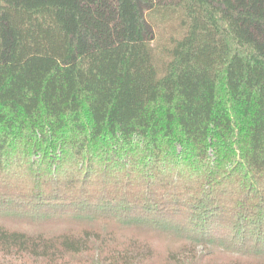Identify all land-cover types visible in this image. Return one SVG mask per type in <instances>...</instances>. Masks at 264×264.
Masks as SVG:
<instances>
[{
    "label": "trees",
    "instance_id": "trees-1",
    "mask_svg": "<svg viewBox=\"0 0 264 264\" xmlns=\"http://www.w3.org/2000/svg\"><path fill=\"white\" fill-rule=\"evenodd\" d=\"M0 264H264V0H0Z\"/></svg>",
    "mask_w": 264,
    "mask_h": 264
},
{
    "label": "rangeland",
    "instance_id": "rangeland-1",
    "mask_svg": "<svg viewBox=\"0 0 264 264\" xmlns=\"http://www.w3.org/2000/svg\"><path fill=\"white\" fill-rule=\"evenodd\" d=\"M145 14L146 22L153 29L155 50L157 54L164 57L167 55L168 47L172 45V38L181 33L179 19L167 13L148 11Z\"/></svg>",
    "mask_w": 264,
    "mask_h": 264
}]
</instances>
